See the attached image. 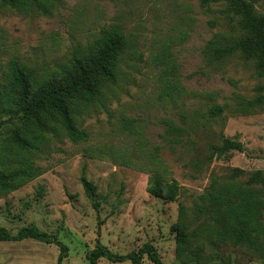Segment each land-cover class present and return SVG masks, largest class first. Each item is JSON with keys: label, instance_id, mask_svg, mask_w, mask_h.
Wrapping results in <instances>:
<instances>
[{"label": "rangeland", "instance_id": "1", "mask_svg": "<svg viewBox=\"0 0 264 264\" xmlns=\"http://www.w3.org/2000/svg\"><path fill=\"white\" fill-rule=\"evenodd\" d=\"M251 1L257 14L263 0ZM25 13L0 1V82L9 61L33 69L40 78L86 54L104 31L118 29L128 40L117 81L99 99L74 115L88 133L73 144L61 130L47 134L41 150L19 152L11 145L0 115V159L10 166L32 161L45 172L10 192L0 191V227L16 234L36 226L67 247L61 264H87L97 241L114 254L152 244L163 264H182L171 231L178 205L188 213L209 192L213 179H236L249 186V173L264 171V105L247 102L264 96V78L255 63L235 54L208 62L210 42L245 35L238 17L223 4L202 7L200 0H40ZM174 88V92H167ZM224 110L210 115L212 106ZM241 142L243 151L214 153L208 146ZM174 181V202L147 192L148 178ZM94 188L86 193L82 180ZM256 189L264 196V186ZM264 223V221H263ZM198 261L188 264H264V253L246 246L219 244L213 236L190 247ZM59 248L32 239L0 242V264H58ZM97 264L110 263L104 259ZM140 264H152L146 256Z\"/></svg>", "mask_w": 264, "mask_h": 264}, {"label": "trees", "instance_id": "2", "mask_svg": "<svg viewBox=\"0 0 264 264\" xmlns=\"http://www.w3.org/2000/svg\"><path fill=\"white\" fill-rule=\"evenodd\" d=\"M4 6L25 13L36 7L45 12V3L40 0H0ZM264 1V0H263ZM221 3L226 10L238 17L239 27L245 35L226 42H210L205 56L208 62L221 61L235 54L255 63L259 77L264 78V9L257 14L251 1L245 0H200L202 7ZM128 47V40L121 30L104 31L86 54L73 55L69 62L59 69L38 77L33 69L13 59L7 64L5 83L0 82V115L6 116V123H14L9 129L11 145L19 152L36 153L41 150L47 134L58 129L73 144L86 142L88 133L79 128L74 120L77 111L96 102L108 84L117 81L116 74L120 58ZM174 92L171 88L167 94ZM264 105V96L247 102V107ZM223 106H212L210 115L217 116ZM222 147L209 145L212 159L214 153L243 151L241 142L224 139ZM45 170L32 161L22 160L10 166L0 159V191L17 190ZM246 174L235 168L227 182L213 179L209 192L202 196L201 204L193 210L196 226L190 230L188 213L183 204L178 205L177 220L171 231L175 239V255L182 264L198 261L197 253L190 247L199 238L213 236L219 244L246 246L258 253H264V196L256 189L264 186V171L249 173V186H243L237 178ZM82 184L89 196L94 188L86 181ZM149 195L174 202L178 186L174 181L164 182L159 174L148 178ZM32 239L59 248L58 264L67 256V247L54 235L41 231L36 226L21 228L16 234L0 227V242ZM87 264H97L104 259L110 263L140 264L144 256L152 264H163L155 247L144 244L138 251L123 255L112 253L105 245L96 242L93 250L86 253Z\"/></svg>", "mask_w": 264, "mask_h": 264}]
</instances>
